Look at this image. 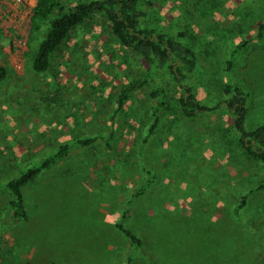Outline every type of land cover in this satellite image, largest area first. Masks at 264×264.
Segmentation results:
<instances>
[{"label":"rangeland","instance_id":"1","mask_svg":"<svg viewBox=\"0 0 264 264\" xmlns=\"http://www.w3.org/2000/svg\"><path fill=\"white\" fill-rule=\"evenodd\" d=\"M89 1L56 0L35 21L37 0H0V264H264V165L244 154L223 107L228 83L248 95L246 129L264 124V0H137L143 29L182 34L196 61L187 85L209 108L186 118L169 83L150 135L155 83L116 112L145 64L102 17L76 26L47 71L32 67L49 20ZM93 136L23 188L27 218L14 219L5 182ZM126 210L135 252L116 227Z\"/></svg>","mask_w":264,"mask_h":264},{"label":"trees","instance_id":"2","mask_svg":"<svg viewBox=\"0 0 264 264\" xmlns=\"http://www.w3.org/2000/svg\"><path fill=\"white\" fill-rule=\"evenodd\" d=\"M58 8L56 0H37L34 8L35 21H46ZM93 15L102 17L108 24L112 35L131 53L140 57L145 64L139 75L123 86L118 94V112L130 96L138 90L155 83V88L149 93L155 101L152 107L153 121L148 134H152L159 123L160 113L167 104L169 83L175 84L181 93L178 101L181 113L189 119H195L209 111L187 85V79L196 68L193 51L187 47L182 34L170 32H155L143 29L140 23L143 12L137 0H93L76 5L57 17L49 20L48 29L39 43L32 67L36 72H45L49 68L50 58L58 47L67 39L69 33L78 25ZM258 37L264 34V22L257 25ZM245 42L234 46L225 61L226 73L230 71L233 60L244 49ZM6 77V69L0 66V82ZM223 107L233 117V129L237 133L238 143L244 154L252 161L264 165V124L253 130L245 127L247 113V93L242 89L226 83L223 88ZM99 137L78 138L70 144L59 147L53 153L21 171L15 178L5 182L4 187L9 196L8 208L14 219L27 218L24 206L23 188L33 181L43 170L58 163L73 150L90 147ZM147 186L134 193L141 195ZM127 210L122 213V220L117 229L126 237L130 246L137 251L141 240L124 226L123 220ZM133 254L129 256L128 262Z\"/></svg>","mask_w":264,"mask_h":264},{"label":"built area","instance_id":"3","mask_svg":"<svg viewBox=\"0 0 264 264\" xmlns=\"http://www.w3.org/2000/svg\"><path fill=\"white\" fill-rule=\"evenodd\" d=\"M30 19V18H29ZM29 19L27 21H29Z\"/></svg>","mask_w":264,"mask_h":264}]
</instances>
